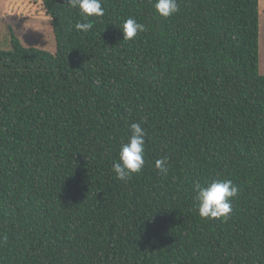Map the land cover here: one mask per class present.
<instances>
[{
  "label": "trees",
  "instance_id": "1",
  "mask_svg": "<svg viewBox=\"0 0 264 264\" xmlns=\"http://www.w3.org/2000/svg\"><path fill=\"white\" fill-rule=\"evenodd\" d=\"M43 0L56 53L11 32L0 50V264H264L260 0ZM129 18L145 26L123 40ZM144 165L113 163L130 125ZM166 161V171L155 167ZM230 180L227 218H200L195 185Z\"/></svg>",
  "mask_w": 264,
  "mask_h": 264
},
{
  "label": "clouds",
  "instance_id": "2",
  "mask_svg": "<svg viewBox=\"0 0 264 264\" xmlns=\"http://www.w3.org/2000/svg\"><path fill=\"white\" fill-rule=\"evenodd\" d=\"M70 8L77 9L82 22L75 28L82 32L92 29L90 18L105 15L101 0H64ZM154 8L160 17L168 18L178 12L177 0H155ZM145 26L135 19L129 18L121 28L123 40H132ZM146 132L139 123L130 125V135L126 143L120 146L118 160L113 163V172L118 180L125 181L138 174L144 165V145ZM166 161L157 160L155 167L166 171ZM197 211L202 219L227 218L232 211L231 199L237 195L238 189L230 180L213 181L207 186L195 185Z\"/></svg>",
  "mask_w": 264,
  "mask_h": 264
},
{
  "label": "rangeland",
  "instance_id": "3",
  "mask_svg": "<svg viewBox=\"0 0 264 264\" xmlns=\"http://www.w3.org/2000/svg\"><path fill=\"white\" fill-rule=\"evenodd\" d=\"M11 32L27 48L56 53L52 20L43 0H0V50H11ZM260 73L264 75V0H260Z\"/></svg>",
  "mask_w": 264,
  "mask_h": 264
}]
</instances>
